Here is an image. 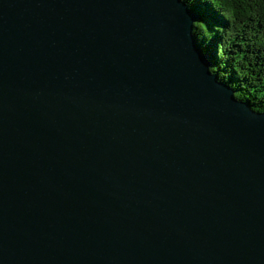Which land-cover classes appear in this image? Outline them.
Segmentation results:
<instances>
[{
    "label": "water",
    "instance_id": "water-1",
    "mask_svg": "<svg viewBox=\"0 0 264 264\" xmlns=\"http://www.w3.org/2000/svg\"><path fill=\"white\" fill-rule=\"evenodd\" d=\"M184 0H0V264H264V111Z\"/></svg>",
    "mask_w": 264,
    "mask_h": 264
},
{
    "label": "trees",
    "instance_id": "trees-1",
    "mask_svg": "<svg viewBox=\"0 0 264 264\" xmlns=\"http://www.w3.org/2000/svg\"><path fill=\"white\" fill-rule=\"evenodd\" d=\"M197 13V44L237 98L264 111V0H184Z\"/></svg>",
    "mask_w": 264,
    "mask_h": 264
}]
</instances>
